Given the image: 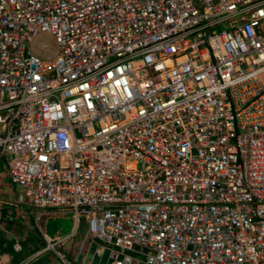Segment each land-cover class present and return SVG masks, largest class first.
Instances as JSON below:
<instances>
[{
	"label": "built area",
	"instance_id": "2783aa9c",
	"mask_svg": "<svg viewBox=\"0 0 264 264\" xmlns=\"http://www.w3.org/2000/svg\"><path fill=\"white\" fill-rule=\"evenodd\" d=\"M0 161L111 264H264V0H0Z\"/></svg>",
	"mask_w": 264,
	"mask_h": 264
},
{
	"label": "rangeland",
	"instance_id": "374dc122",
	"mask_svg": "<svg viewBox=\"0 0 264 264\" xmlns=\"http://www.w3.org/2000/svg\"><path fill=\"white\" fill-rule=\"evenodd\" d=\"M30 47L42 60L58 51L49 32L36 35ZM13 199V187L0 183V264H111L107 250L90 246L85 221L76 228L70 214L17 207Z\"/></svg>",
	"mask_w": 264,
	"mask_h": 264
},
{
	"label": "crops",
	"instance_id": "0c3cea01",
	"mask_svg": "<svg viewBox=\"0 0 264 264\" xmlns=\"http://www.w3.org/2000/svg\"><path fill=\"white\" fill-rule=\"evenodd\" d=\"M0 172L2 173V175H0V183L5 184L6 188L8 187V189L9 188L11 189L12 187H11V184L9 182L8 174L6 172V169H5L3 162H1V161H0ZM52 212L54 213V211H52Z\"/></svg>",
	"mask_w": 264,
	"mask_h": 264
},
{
	"label": "bare ground",
	"instance_id": "6f19581e",
	"mask_svg": "<svg viewBox=\"0 0 264 264\" xmlns=\"http://www.w3.org/2000/svg\"><path fill=\"white\" fill-rule=\"evenodd\" d=\"M74 225L76 226V221L74 222ZM75 226H74V227H75Z\"/></svg>",
	"mask_w": 264,
	"mask_h": 264
},
{
	"label": "trees",
	"instance_id": "16d2710c",
	"mask_svg": "<svg viewBox=\"0 0 264 264\" xmlns=\"http://www.w3.org/2000/svg\"><path fill=\"white\" fill-rule=\"evenodd\" d=\"M51 235H53V234H51Z\"/></svg>",
	"mask_w": 264,
	"mask_h": 264
}]
</instances>
